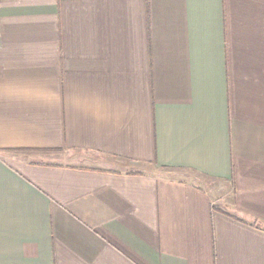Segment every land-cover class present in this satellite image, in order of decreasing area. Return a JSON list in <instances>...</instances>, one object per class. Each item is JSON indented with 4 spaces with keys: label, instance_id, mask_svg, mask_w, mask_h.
<instances>
[{
    "label": "crops",
    "instance_id": "1",
    "mask_svg": "<svg viewBox=\"0 0 264 264\" xmlns=\"http://www.w3.org/2000/svg\"><path fill=\"white\" fill-rule=\"evenodd\" d=\"M0 264H264V0H0Z\"/></svg>",
    "mask_w": 264,
    "mask_h": 264
},
{
    "label": "rangeland",
    "instance_id": "2",
    "mask_svg": "<svg viewBox=\"0 0 264 264\" xmlns=\"http://www.w3.org/2000/svg\"><path fill=\"white\" fill-rule=\"evenodd\" d=\"M188 178L191 179V180H193V181H195V182H197L199 185L205 186L207 189H209V187H210L209 186L210 183H207L206 181H203L200 177H198L196 175L189 174V177Z\"/></svg>",
    "mask_w": 264,
    "mask_h": 264
}]
</instances>
